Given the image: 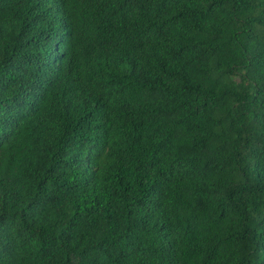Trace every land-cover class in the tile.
Segmentation results:
<instances>
[{
    "label": "trees",
    "instance_id": "obj_1",
    "mask_svg": "<svg viewBox=\"0 0 264 264\" xmlns=\"http://www.w3.org/2000/svg\"><path fill=\"white\" fill-rule=\"evenodd\" d=\"M0 264H264V0H0Z\"/></svg>",
    "mask_w": 264,
    "mask_h": 264
}]
</instances>
